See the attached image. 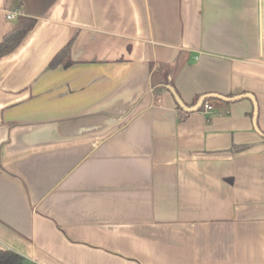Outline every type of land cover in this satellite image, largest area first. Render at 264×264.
I'll list each match as a JSON object with an SVG mask.
<instances>
[{"label":"crops","instance_id":"0c3cea01","mask_svg":"<svg viewBox=\"0 0 264 264\" xmlns=\"http://www.w3.org/2000/svg\"><path fill=\"white\" fill-rule=\"evenodd\" d=\"M20 18L34 27L0 58V251L264 264V0H0V42ZM167 86L186 108L228 100L187 113Z\"/></svg>","mask_w":264,"mask_h":264},{"label":"trees","instance_id":"16d2710c","mask_svg":"<svg viewBox=\"0 0 264 264\" xmlns=\"http://www.w3.org/2000/svg\"><path fill=\"white\" fill-rule=\"evenodd\" d=\"M35 21L27 18H20L14 28L4 35L0 42V58L12 52L34 27ZM70 60V43L63 47L51 60L49 67L51 69L58 66L68 67ZM172 86V82H170ZM246 147H232L230 152L235 153L244 150ZM0 264H33L27 259L10 251H0Z\"/></svg>","mask_w":264,"mask_h":264},{"label":"water","instance_id":"95a60500","mask_svg":"<svg viewBox=\"0 0 264 264\" xmlns=\"http://www.w3.org/2000/svg\"><path fill=\"white\" fill-rule=\"evenodd\" d=\"M262 55L264 56V44H263V47H262ZM167 89L172 94V96H173L175 102L178 104V106L181 107L187 113H192V112H195V111L199 110L207 99H218V100H221V101L228 100V98H225V97H222V96H219V95H216V94H208V95L202 96L193 107L186 108L184 106V104L182 103V101L177 96V94L175 93L174 89L172 87H170V86H167ZM241 98H247V99L251 100V102L253 104V108H254V110H253V123H254V126L256 127L257 106H256V102H255L254 97L252 95H250V94H243V95H240V96H236V97L232 98L231 100H237V99H241Z\"/></svg>","mask_w":264,"mask_h":264},{"label":"built area","instance_id":"2783aa9c","mask_svg":"<svg viewBox=\"0 0 264 264\" xmlns=\"http://www.w3.org/2000/svg\"><path fill=\"white\" fill-rule=\"evenodd\" d=\"M7 20H12V19H14L15 18V15L14 14H8V15H6V17H5ZM211 110V106L210 105H208V104H204L203 105V111L204 112H208V111H210Z\"/></svg>","mask_w":264,"mask_h":264}]
</instances>
